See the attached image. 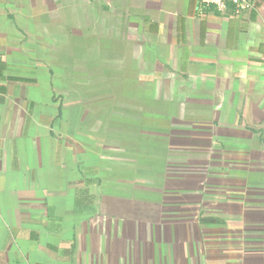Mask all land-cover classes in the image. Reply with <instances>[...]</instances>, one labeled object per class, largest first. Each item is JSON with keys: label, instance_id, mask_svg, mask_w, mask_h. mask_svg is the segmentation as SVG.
Returning <instances> with one entry per match:
<instances>
[{"label": "crops", "instance_id": "1", "mask_svg": "<svg viewBox=\"0 0 264 264\" xmlns=\"http://www.w3.org/2000/svg\"><path fill=\"white\" fill-rule=\"evenodd\" d=\"M0 0V264H264V0Z\"/></svg>", "mask_w": 264, "mask_h": 264}, {"label": "built area", "instance_id": "2", "mask_svg": "<svg viewBox=\"0 0 264 264\" xmlns=\"http://www.w3.org/2000/svg\"><path fill=\"white\" fill-rule=\"evenodd\" d=\"M256 0H200V9L242 17L255 7Z\"/></svg>", "mask_w": 264, "mask_h": 264}]
</instances>
